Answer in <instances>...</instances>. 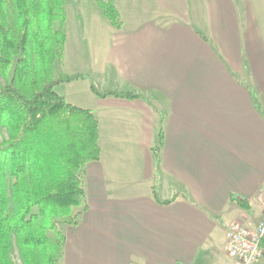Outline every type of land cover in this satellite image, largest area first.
Masks as SVG:
<instances>
[{
  "label": "crops",
  "instance_id": "crops-1",
  "mask_svg": "<svg viewBox=\"0 0 264 264\" xmlns=\"http://www.w3.org/2000/svg\"><path fill=\"white\" fill-rule=\"evenodd\" d=\"M108 1L120 27L96 6L82 29L68 14L56 77L89 75L149 103L100 99L89 81L57 88L94 112L101 148L84 173L88 211L66 227L59 264H235L228 231L264 219V31L242 21L235 0ZM156 188L163 201L179 197L162 206Z\"/></svg>",
  "mask_w": 264,
  "mask_h": 264
},
{
  "label": "trees",
  "instance_id": "trees-1",
  "mask_svg": "<svg viewBox=\"0 0 264 264\" xmlns=\"http://www.w3.org/2000/svg\"><path fill=\"white\" fill-rule=\"evenodd\" d=\"M67 2L0 0V75L14 72L10 84L0 88V127L11 133L0 144V264H14L10 257L15 247L23 264H58L67 242L62 228L77 227L88 211L84 173L87 165L100 160L99 123L93 111L69 104L57 88L89 81L100 99L148 102L133 92L103 91L89 75L53 77L55 60L67 42ZM97 3L103 16L120 27L115 5ZM9 10L15 15V30L5 28ZM165 121L160 114L152 148L158 175ZM154 196L162 206L179 197L163 201L157 188ZM230 200L253 211L240 196L231 195ZM262 248L264 256V243Z\"/></svg>",
  "mask_w": 264,
  "mask_h": 264
},
{
  "label": "rangeland",
  "instance_id": "rangeland-1",
  "mask_svg": "<svg viewBox=\"0 0 264 264\" xmlns=\"http://www.w3.org/2000/svg\"><path fill=\"white\" fill-rule=\"evenodd\" d=\"M108 2V0H103ZM98 0H68L67 5H66V13H67V20H68V14L71 18H73L72 20L77 21V25L79 29H82L81 26V19L82 17L85 19V14H87L88 12L91 13L92 12V8H94L96 6L97 9H99L98 6ZM236 4H237V10H238V15L239 17H241L242 21H244L245 18H251L255 22L258 23V26L260 24V29H262L264 31V0H235ZM10 11V12H9ZM7 12V15H5L6 18V25L5 28L6 29H14L15 30V15L14 12L12 10H9ZM245 17V18H244ZM67 20H66V24H67ZM71 23V21H70ZM67 38H68V34H67ZM67 43V42H66ZM66 48V45H65ZM65 51V49H64ZM64 60V52L61 55V57L57 58L55 60V65L53 67V77L57 78L56 75L59 73V66L62 65V62ZM16 61H18V58L15 59V64ZM61 62V63H60ZM15 67V65H14ZM13 71H10L9 74L7 76H2L0 75V88L7 86L8 84H10L12 77H13ZM102 81H97L96 84L97 86L103 90V91H107L108 86L107 83L103 85ZM11 138V133L9 131V129L7 128H3L0 127V144H4L7 143ZM237 225H244V224H237ZM246 226V225H244ZM257 226V225H256ZM256 226H247V227H256ZM66 227L62 228V232L65 234V230ZM229 232V231H228ZM227 240H228V236H227ZM227 246V243H226ZM65 247V246H64ZM63 252H64V248H63ZM227 253V252H226ZM228 255V254H227ZM63 256V254H62ZM59 259V261L62 259ZM229 257V255H228ZM230 258V257H229ZM10 259L12 260V262L14 264H23L22 259H21V255H20V251L17 247L14 248V251L11 254ZM231 259V258H230ZM233 260V259H231ZM261 261L262 264H264V256L262 255V257L260 258L259 262ZM233 262L236 264V262L233 260ZM59 264V263H58Z\"/></svg>",
  "mask_w": 264,
  "mask_h": 264
},
{
  "label": "built area",
  "instance_id": "built-area-1",
  "mask_svg": "<svg viewBox=\"0 0 264 264\" xmlns=\"http://www.w3.org/2000/svg\"><path fill=\"white\" fill-rule=\"evenodd\" d=\"M264 219L256 227L234 225L228 232L226 252L236 264H258L263 255Z\"/></svg>",
  "mask_w": 264,
  "mask_h": 264
}]
</instances>
